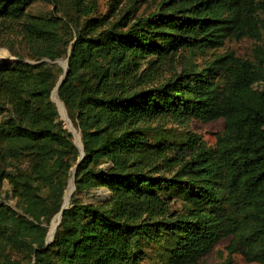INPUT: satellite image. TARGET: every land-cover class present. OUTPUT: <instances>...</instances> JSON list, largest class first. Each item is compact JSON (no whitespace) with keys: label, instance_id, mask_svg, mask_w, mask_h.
I'll list each match as a JSON object with an SVG mask.
<instances>
[{"label":"trees","instance_id":"trees-1","mask_svg":"<svg viewBox=\"0 0 264 264\" xmlns=\"http://www.w3.org/2000/svg\"><path fill=\"white\" fill-rule=\"evenodd\" d=\"M37 1L52 11L30 12ZM72 1L77 17L93 11ZM12 34L36 60L68 54L57 92L83 156L51 98L63 71L0 61V189L7 181L17 207L0 205V245L27 259L0 264H199L229 237L230 253L264 264V46L254 61L226 51L159 74L183 51L262 40L264 0H160L149 14L81 23L62 20L59 0H0V35ZM192 118L225 120L214 147L149 137L148 122Z\"/></svg>","mask_w":264,"mask_h":264},{"label":"rangeland","instance_id":"rangeland-1","mask_svg":"<svg viewBox=\"0 0 264 264\" xmlns=\"http://www.w3.org/2000/svg\"><path fill=\"white\" fill-rule=\"evenodd\" d=\"M134 1L135 0H85V4H87L89 7L92 8L93 4V11L87 16H107L112 21L116 18L118 14H120L122 10L129 9L131 12H135L137 15L149 14L150 12H153L157 9L160 0H136V2ZM52 9L53 5L51 3L45 1H37L33 3V5H31L30 12L34 14L45 15L50 13ZM59 16L62 17L63 21H71L72 23H74V19L78 20L81 23L87 18L86 15L82 14L78 17L76 16L72 0H59ZM258 46H264V37L262 40H256L249 37H245L240 40L228 39L225 42L224 46L220 48L207 49L204 52L197 51L195 54L192 52L183 51L180 57L177 56L174 61H171L170 63L161 66V68L159 69V74L163 77H167L170 74H173L174 71H176L177 69L179 70L180 68H182V66L186 65V63L189 61L191 63L197 64L199 67H203L215 55L221 54L226 51H232L236 56L245 59H251L254 61L255 49ZM67 56L68 54L65 57H60L56 60H43L47 61L49 64H54L58 66L60 70L63 71V74L61 75L62 77L65 73V67L68 64ZM19 57H21L23 61L28 63L37 64L42 62L41 60H36L30 55L26 44L22 40L21 36H15L12 34L5 35L3 37L2 35H0V61L6 60L8 62L16 63L19 60ZM62 61L66 62L65 67L62 64ZM255 88L259 90L264 89V80L257 82L255 84ZM55 89H57V86L53 89V91ZM53 91L51 98L57 106V109L59 111V118L60 120H62L65 127L71 132L74 143L81 151V148H83V143L81 139L80 130L76 126V121L73 117L69 115L65 103L61 101L62 103H64L63 109L65 113H63L53 96ZM60 100L62 99L60 98ZM71 126H73L74 130L76 132H79L80 134L81 148L77 144L78 140ZM146 126L149 137H151L153 141L165 138L166 141L174 143L177 141H185L190 135H194L203 140L207 146L214 147L216 145L218 134L224 130L225 120L223 118H219L217 120L201 121L196 118H192L182 123H176L169 120L159 119L153 120L152 122H148ZM76 165L77 164H75V166ZM75 166L72 167V175L73 168ZM92 192V194L96 195H106V191L104 189L93 190ZM89 198L90 197H85L84 199ZM2 204L9 206L13 209L17 208L16 198L12 196L10 185L7 183V181L4 182L3 186L0 189V205ZM56 216L57 213L51 218L47 237L49 234L52 220ZM231 239L232 238L229 237L222 239L220 242H218L212 249V251L200 258L199 264H221L224 262H228V264H259L257 261H251L247 259L245 255L240 252L230 253L228 247L231 244ZM6 257L14 258L16 260H22L25 258V254L22 251L11 249L9 247L5 248L0 245V262L3 261ZM149 264H160V261L155 258V260L150 261Z\"/></svg>","mask_w":264,"mask_h":264},{"label":"bare ground","instance_id":"bare-ground-1","mask_svg":"<svg viewBox=\"0 0 264 264\" xmlns=\"http://www.w3.org/2000/svg\"><path fill=\"white\" fill-rule=\"evenodd\" d=\"M62 64H63V66L65 67L66 62H63V61H62ZM53 96H54V98H55V100H56L58 106L60 107V109L63 111V113H65V112H64V109H63V103L61 102V100H60V98H59V96H58L57 89H55V90L53 91ZM71 128H72L73 132L75 133V135H76V137H77V140H78L77 144H78L79 147L81 148L80 134H79V132H76V131L74 130L73 126H71ZM75 169H76V168H75ZM74 172H75V170H74V168H73V175L71 176V179H70V181H69L68 187H67V189H66L65 198H64V204H68V203L70 202V198H71V195H72L73 190H74V187H75V186H74ZM68 205H69V204H68ZM60 218H61V213L59 212V213L57 214V216L52 220V223H51V226H50V230H49V234H48L47 239H52V238H53V235H54V233H55L56 227H57V225L59 224Z\"/></svg>","mask_w":264,"mask_h":264},{"label":"water","instance_id":"water-1","mask_svg":"<svg viewBox=\"0 0 264 264\" xmlns=\"http://www.w3.org/2000/svg\"><path fill=\"white\" fill-rule=\"evenodd\" d=\"M44 60L50 61L49 59H44ZM44 60H41V61H44ZM54 62H56V61H54ZM65 68H66V69H65V73H64V75L61 77L60 81L58 82V84H57V88L59 87L60 83L63 81V79H64V77H65V75H66V72H67V69H68V64L66 65ZM81 152H82V156H83V148H81ZM79 161H80V160H79ZM75 168H76V166L74 167V170H75ZM68 204H69V203H68ZM68 204H64V203H63V206H62V208H61V210H60L61 218H62L63 211H64L65 208L68 207ZM61 218H60V221H61ZM60 221H59V223H60ZM51 240H52V239H47V243H49Z\"/></svg>","mask_w":264,"mask_h":264}]
</instances>
